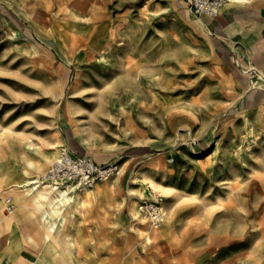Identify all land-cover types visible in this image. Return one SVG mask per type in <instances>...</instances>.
Wrapping results in <instances>:
<instances>
[{
	"label": "rangeland",
	"instance_id": "obj_1",
	"mask_svg": "<svg viewBox=\"0 0 264 264\" xmlns=\"http://www.w3.org/2000/svg\"><path fill=\"white\" fill-rule=\"evenodd\" d=\"M230 3L0 0V264H264L259 0ZM61 147L120 172L33 202Z\"/></svg>",
	"mask_w": 264,
	"mask_h": 264
},
{
	"label": "built area",
	"instance_id": "obj_2",
	"mask_svg": "<svg viewBox=\"0 0 264 264\" xmlns=\"http://www.w3.org/2000/svg\"><path fill=\"white\" fill-rule=\"evenodd\" d=\"M196 15L216 17L229 0H189ZM254 69V68H253ZM259 82L258 72L252 71L251 78ZM117 162L100 164L90 156L76 155L62 148L51 165L40 177L41 184H48L58 188H68L72 191L85 190L93 187L97 182L117 175L120 172ZM8 211L13 208V196H6ZM141 211L149 218L155 227H160L165 220V210L158 199L144 201L140 206Z\"/></svg>",
	"mask_w": 264,
	"mask_h": 264
},
{
	"label": "bare ground",
	"instance_id": "obj_3",
	"mask_svg": "<svg viewBox=\"0 0 264 264\" xmlns=\"http://www.w3.org/2000/svg\"><path fill=\"white\" fill-rule=\"evenodd\" d=\"M54 68V67H53ZM130 71V70H129ZM59 75V74H58ZM259 87V86H258ZM262 88V87H261ZM3 147V146H2ZM58 147V146H57ZM36 148V147H35ZM55 148V147H54ZM59 148V147H58ZM62 148V147H61ZM27 149V148H26ZM51 149V148H50ZM53 149V148H52ZM28 150V149H27ZM29 152V150H28ZM31 154V153H30ZM22 158V157H21ZM22 161V160H21ZM46 163V161L44 162ZM30 164V163H29ZM39 164V163H38ZM31 165V164H30ZM38 167V165H37ZM37 169V168H36ZM29 172V170H28ZM13 175V172L11 171V169H7L2 173V176H0V184L4 185V183L8 182L9 180H11ZM26 180V185L29 186L30 190H34L33 192L35 196H38V199H43V200H47L50 201L51 204H54V202L56 200H69L72 197L71 193H74L75 191H72L71 189L68 188H58L52 185L49 186H42V184H40L39 182V177H37L36 175H30L28 176ZM19 186H24V184H20ZM27 190V189H25ZM86 190V189H85ZM77 201V200H76ZM56 204V203H55ZM109 204V203H108ZM64 206V205H63ZM104 212V211H103ZM105 214V213H104ZM140 218V217H139ZM136 219V218H135ZM166 221V220H164ZM128 222V221H127ZM137 222V220H136ZM129 224V223H128ZM151 224V223H150ZM128 228V227H127ZM141 229V228H140ZM134 234V233H133ZM135 236V235H134ZM147 236V235H146ZM136 238V237H135ZM132 239V238H131ZM140 239V238H139ZM130 240V239H129ZM128 240V241H129ZM143 242V241H141ZM130 244V243H129ZM131 245V244H130ZM188 245V244H187ZM148 246V245H147ZM186 247V246H185ZM171 248V247H170ZM180 248V247H179ZM176 248V249H179ZM189 249V248H188ZM146 250V249H145ZM187 250V249H186ZM172 251V250H171ZM176 252V251H175ZM190 252V251H189ZM143 254V253H142ZM129 256V255H128ZM127 256V257H128ZM129 259V258H128ZM132 259V258H131ZM157 259V258H156ZM140 260V259H139ZM162 261V260H161ZM127 262V260H126ZM128 263V262H127ZM130 263V262H129ZM162 263V262H161Z\"/></svg>",
	"mask_w": 264,
	"mask_h": 264
},
{
	"label": "crops",
	"instance_id": "obj_4",
	"mask_svg": "<svg viewBox=\"0 0 264 264\" xmlns=\"http://www.w3.org/2000/svg\"><path fill=\"white\" fill-rule=\"evenodd\" d=\"M230 1H231L230 4H234L237 0H230ZM228 10H230V8H228ZM257 12H258V17H259V22H260V30H261L260 35L262 36L263 42H264V0H259ZM0 186H1V184H0ZM7 193H9V192H7ZM18 199L21 201L22 205L28 206L27 203H25V201H26L25 195L20 194ZM31 200L33 202H37V203H40L42 201H47V200H43L41 198L38 199V196H35V195H34V197Z\"/></svg>",
	"mask_w": 264,
	"mask_h": 264
}]
</instances>
